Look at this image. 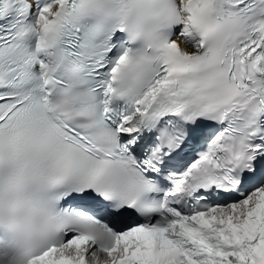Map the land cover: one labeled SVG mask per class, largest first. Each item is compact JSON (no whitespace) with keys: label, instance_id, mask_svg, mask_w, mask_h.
Segmentation results:
<instances>
[{"label":"snow or ice","instance_id":"1","mask_svg":"<svg viewBox=\"0 0 264 264\" xmlns=\"http://www.w3.org/2000/svg\"><path fill=\"white\" fill-rule=\"evenodd\" d=\"M0 264H264V0H0Z\"/></svg>","mask_w":264,"mask_h":264}]
</instances>
